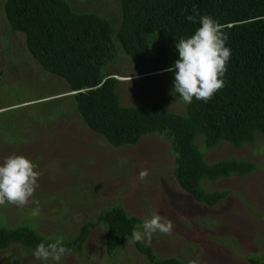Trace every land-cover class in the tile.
<instances>
[{
    "label": "rangeland",
    "instance_id": "1",
    "mask_svg": "<svg viewBox=\"0 0 264 264\" xmlns=\"http://www.w3.org/2000/svg\"><path fill=\"white\" fill-rule=\"evenodd\" d=\"M73 8L92 10L115 21L117 0H68ZM0 0V162L25 156L40 173L31 200L25 206L0 205V226L15 227L28 219L37 233L67 240L80 226L113 206L121 207L141 223L158 214L170 220L169 234L155 233L142 241L160 258L176 257L188 264H249V255L264 258V146L256 141L241 148L221 142L205 149L201 137L195 145L205 161L226 158L249 160L257 170L204 183L209 191L230 194L215 207L196 203L181 191L173 177L174 156L169 142L155 134L141 137L134 146L112 148L92 133L78 117L67 85L41 70L28 54L24 37L11 33ZM119 83L124 107L162 103L184 115L183 101L171 91L170 76L156 65L136 69L117 50L107 69ZM73 94V93H72ZM147 176L141 179V173ZM145 201L150 204V209ZM26 224V223H20ZM0 264H42L33 252L12 246L0 250ZM48 264H53L49 260ZM60 264H148L128 240L107 255L101 226L89 231L81 252L62 257Z\"/></svg>",
    "mask_w": 264,
    "mask_h": 264
},
{
    "label": "trees",
    "instance_id": "2",
    "mask_svg": "<svg viewBox=\"0 0 264 264\" xmlns=\"http://www.w3.org/2000/svg\"><path fill=\"white\" fill-rule=\"evenodd\" d=\"M117 6L114 22L95 11L73 8L68 0H4L3 12L9 31L23 35L28 54L41 70L67 85L64 94L71 93L78 117L92 133L112 148L134 146L145 135L164 137L174 156L178 188L196 203L215 207L230 192H209L204 183L247 177L257 165L236 158L208 163L195 139L201 137L207 150L221 142L241 148L257 137L264 146V0H117ZM188 15L196 22H188ZM201 16L218 21L228 38L231 58L224 87L207 103L183 102L184 115L160 102L121 106L119 81L107 70L117 50L136 69L153 64L169 74L172 91L174 74L164 70L178 58L176 42L194 33ZM21 222L12 228L0 226V250L16 246L33 252L42 241H54L32 229L28 219ZM141 222L113 206L84 222L75 237L64 239V246L71 254L81 252L89 231L101 226L107 255L129 240L148 264H185L176 257H158L143 242L134 243L131 233ZM246 260L264 264L258 255Z\"/></svg>",
    "mask_w": 264,
    "mask_h": 264
},
{
    "label": "clouds",
    "instance_id": "3",
    "mask_svg": "<svg viewBox=\"0 0 264 264\" xmlns=\"http://www.w3.org/2000/svg\"><path fill=\"white\" fill-rule=\"evenodd\" d=\"M186 19L190 23L196 22L193 15H188ZM199 25L192 35L176 42L178 58L164 70L174 74L172 94L178 95L186 104H191L193 100L207 103L224 87L223 77L231 58V49L226 46L228 38L219 22L212 17L201 16ZM36 169L37 165L25 156H9L0 162V205H27L39 187L40 173ZM146 176L147 172L141 173V179ZM31 202L37 205L32 214L39 215V202ZM145 203L150 209V204ZM172 229L170 220L152 214L150 219L133 229L131 239L134 243L150 241L153 234H169ZM71 252L64 246L63 237L58 236L52 242L39 243L33 250V256L42 264H48L49 260L60 264L62 257ZM188 264H197V261L189 260Z\"/></svg>",
    "mask_w": 264,
    "mask_h": 264
}]
</instances>
